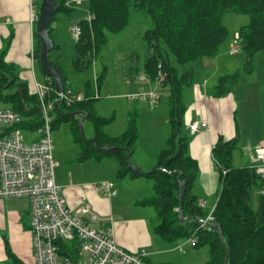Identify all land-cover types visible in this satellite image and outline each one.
<instances>
[{
	"label": "trees",
	"instance_id": "obj_1",
	"mask_svg": "<svg viewBox=\"0 0 264 264\" xmlns=\"http://www.w3.org/2000/svg\"><path fill=\"white\" fill-rule=\"evenodd\" d=\"M57 0L58 10L51 24L70 16L74 11L68 3ZM40 7L41 1L37 0ZM88 17L77 22L81 35L75 41L74 69L86 70L94 57L108 43V34H117L132 22L136 14H144L154 26L143 29L142 38L152 50L145 64V74L152 81L163 76L162 84L169 87V124L171 135L167 147L160 151L151 171L136 173L128 164V154L135 152L138 143L137 114L131 116L125 132L117 137L106 133L113 118L101 117L95 108L100 99L88 86L82 101L60 105V113H53L52 129L61 123L70 125L74 142L80 147L78 161L114 159L118 163L116 179L145 178L153 184V195L139 205L153 207L156 220L151 227L154 235L170 244L194 239L196 250L208 249L206 264H264V179L255 166L234 165V154L240 148L239 131L232 139L219 137L212 150L221 176V191L214 206L211 229L201 227L206 211L199 203L194 189L199 177V166L189 152L191 137L186 132L185 115L188 109L184 91L192 86L193 70L181 68L202 58H214L229 38L224 23L228 13L249 17V22L238 33L242 40L241 51L246 57L244 73L255 70V58L264 52V0H88ZM50 24V34L52 29ZM34 57L39 67L40 42L34 31ZM9 41L0 51V108H11L22 117L19 126L32 133L43 125L42 107L37 95L20 77L18 67L6 60ZM54 48H57L54 45ZM63 74L64 89L67 78L60 65L53 61ZM103 74L97 77L100 84ZM51 86L50 99L58 94L55 82L45 77ZM239 72L218 79V96L225 95L229 86L241 80ZM86 116L94 127V141H86L80 132V118ZM106 147H115L105 150ZM131 162L132 161L131 157ZM185 192L180 199L181 185ZM190 218L181 223L180 215ZM8 264H30L21 260L9 247ZM146 264H150L144 258ZM33 264V263H32ZM170 264V263H158Z\"/></svg>",
	"mask_w": 264,
	"mask_h": 264
},
{
	"label": "crops",
	"instance_id": "obj_2",
	"mask_svg": "<svg viewBox=\"0 0 264 264\" xmlns=\"http://www.w3.org/2000/svg\"><path fill=\"white\" fill-rule=\"evenodd\" d=\"M72 3L69 2L70 7H72ZM83 3H75V5H82ZM73 8L76 10L75 7ZM38 12L37 0H0V51L6 47L4 42L9 41L6 60L18 67L21 79L28 83L31 91L34 90V81H39L36 74L37 62L34 57V31L36 30ZM61 19L55 20L51 24L52 39L54 45L57 46L53 49L56 54L52 60L59 65L62 57L60 53L64 48L60 36L62 25L59 22ZM81 19L79 18L77 21L71 19L69 21L66 30L68 34L70 31L72 32V27ZM237 32L238 30L234 33V38ZM231 43L228 44L229 49ZM230 51L231 49L229 52L219 50L214 58H202L193 61V65L189 68V70L194 71L193 84L184 91V99L188 106L185 115L186 132L189 133V124L193 121L206 120L208 122V128L194 134L189 133L191 137L189 152L199 166V177L194 191L199 198V203H206L204 208L206 211H210L216 205L221 191L220 170L212 156V150L219 137L232 139L239 131L240 148L242 146V165L239 164L238 167L255 166V150L264 146V52L257 55L255 70L252 73H247V76L230 85L225 95L218 96L217 93L220 92L217 87L218 79L223 75L230 74L229 71L234 69L237 64V61L232 60L231 57L239 60V52H242L240 50L236 54H231ZM242 54V66L244 67L246 57L243 52ZM143 67L144 74L141 76H139L136 65L128 66L127 69H130L131 72H124L123 74L127 76V81L131 78L137 80L138 86L145 87V91L149 94H141L142 97L140 98H143L144 105L153 109L152 113H156L164 106L161 103L157 85H165L148 78L145 74V65ZM114 87L118 88L117 86ZM121 87L120 85V89ZM99 88L100 84H98L97 89H93V93L97 96H100L103 91L102 89L99 94ZM85 93L83 94L86 95ZM150 94L159 96V100L155 105L149 103ZM140 98H137V100H140ZM143 110L145 109L143 108ZM165 124H167L166 120ZM169 133L170 127L168 130L165 128L163 130L159 129V132L155 128L150 142L146 144L140 142L137 145L132 155L134 164L145 172L151 171L156 164L155 161L159 152L166 146ZM109 135L117 137L121 133ZM56 155L55 157L54 153L56 182L62 187L63 196L70 207L76 208L83 205L89 207L99 219L94 225L105 229L111 228L118 244L129 252L145 251L148 259L151 253H156V251L148 252L146 249L148 245L154 247L155 242L160 243V246L165 244L164 240L154 235L149 224L151 220H148L147 216L140 214L139 217L128 219L125 212L120 208V198L124 195V190L127 188L132 189L136 184L140 186L143 178L125 179L118 186L115 183L117 195L109 196L100 187V184L106 181L115 182L118 172L116 160L105 158L100 161L91 159L80 162L77 160L78 156L64 153L61 150ZM146 184L149 186V183H144V185ZM5 200H0V202ZM134 206L141 207L137 202ZM21 221L19 215L15 220L3 215V224L0 228L2 230L6 228L12 234V239H10V244H5L0 236V263L6 262L8 259V247L24 262L33 263L32 236L25 222ZM187 244L191 243L184 241L179 244L178 242L163 250L177 248L184 253V246Z\"/></svg>",
	"mask_w": 264,
	"mask_h": 264
},
{
	"label": "built area",
	"instance_id": "obj_3",
	"mask_svg": "<svg viewBox=\"0 0 264 264\" xmlns=\"http://www.w3.org/2000/svg\"><path fill=\"white\" fill-rule=\"evenodd\" d=\"M88 0H71L81 4ZM69 5V3H68ZM81 26L72 27V37L78 41ZM242 45L240 35H235L231 52L237 53ZM162 84L163 76L158 77ZM51 86L34 81L33 94L37 95L43 114V125L32 133H25L19 126L22 117L11 108H0V200L27 198L30 216L29 231L32 236L33 264H146L145 251L129 252L118 244L113 230L96 227L99 221L89 207L72 208L66 202L62 187L56 182L54 141L52 135L55 103L72 105L82 101L84 94H74L69 88L50 99ZM135 95L132 98H140ZM158 98L149 95L155 105ZM208 128L206 120L189 124V133ZM255 167L264 173V146L255 150ZM100 187L109 195H117L115 182L106 181ZM203 208L206 203L200 204ZM214 207L201 227L211 229ZM193 244L194 239H188ZM182 248V246H181Z\"/></svg>",
	"mask_w": 264,
	"mask_h": 264
},
{
	"label": "rangeland",
	"instance_id": "obj_4",
	"mask_svg": "<svg viewBox=\"0 0 264 264\" xmlns=\"http://www.w3.org/2000/svg\"><path fill=\"white\" fill-rule=\"evenodd\" d=\"M87 6L88 3H83L82 5H75V3H72V7H75L76 10H74L70 16L62 18L59 22L60 25H62L60 36L64 43V48L60 53L62 55V57L60 58V65L64 70L65 76L67 78L66 84L70 91L74 94H83L85 93L88 86H90L92 89H97V77L100 75V73L103 74V78L100 82V88L98 89L99 94L102 89L103 91L101 92V97L99 96L100 99L95 102V108L96 112L101 117L113 118V121L110 123V125L105 128L106 133L113 135L117 133L122 134L127 129L130 117L137 114V145H139L140 142L146 144L147 142H150L152 140L155 128L159 132V129L163 130L165 128L166 130H168V128L170 127V124H168V98L170 89L167 86L157 85V87L159 88V95L161 96V103L164 106L159 112L152 113L153 109H151V107L149 106L147 107L146 105H144V101L142 100L143 98H140V100H137V98H132L133 95L149 94L145 91V87L143 88V86L141 85L138 86V83L136 82L137 80H133L130 78V80L127 81V76L123 73L131 72V70L127 69V67L136 65L139 76L144 74L143 66L152 56V50L143 40L142 33L143 29L145 30L153 28L154 24L144 14H136L132 22H130V24L124 29V31L117 34L109 33L108 43L97 55H95L94 62L90 64V66L86 70L77 72L75 71L73 65V59L75 56V40L72 37V32L70 31L68 34L66 30L71 19L77 21L79 18H87ZM248 22L249 17L243 14L232 12L225 15L224 23L229 30V38L226 44H224L220 48V51L229 52V45L231 41H234V33L242 26L246 25ZM70 35L71 37H69ZM4 43L6 44L7 41H5ZM241 47L242 46H240L237 52L241 50ZM239 53V60H236V58L233 59V57H231L232 60L237 61V64L235 65V68L229 72L230 74L239 72L241 76L244 77L247 76V74H245L243 71V54L242 52ZM55 54L56 51L52 50L50 54L51 59L54 58ZM231 54L233 53L231 52ZM192 65V63L186 65L185 67H182L181 70H187ZM36 74L39 82L44 83L46 79L38 68L36 69ZM120 85L122 86L121 89ZM114 86H117L118 88L116 89ZM156 97L159 100V96L156 95ZM143 108L145 110H143ZM165 120L167 124H165ZM84 133L87 140H91L93 138L94 127L90 121L84 122ZM52 135L55 145V157L57 156V152L60 150L67 154L79 156L80 147L77 143L74 142V137L68 123H61L58 128L52 130ZM170 135L171 127L168 139ZM166 147L167 143L163 149H165ZM58 148L59 150L57 151ZM241 149L242 146L234 154V164L236 166H240L239 164L242 165ZM157 159L155 163L157 162ZM114 181L117 186L121 182L118 179H115ZM141 181V185L139 184L140 186H137L136 184L132 187V189L127 188L124 190V195H122V198H120V208H122V210L125 212L126 218L128 219L139 217L140 214L142 216H147L148 220H151L149 221L151 222L149 224L152 227L154 225V221L156 220V211L154 210V208L146 206H134L135 202L139 204L142 200L147 199L153 195L152 182L145 178H143V180ZM144 183H149V186H147L148 184L144 185ZM28 210L29 203L27 198H11L0 202V227L3 224V215H7V218L10 217L13 220H15L17 218V215H19L21 216L22 221L25 222L26 227L29 230L28 225L30 216L27 213ZM0 230V236L2 240L5 242V244H10L12 234L6 228L4 230L0 228ZM183 242L184 241H180L179 244ZM164 243L165 244L162 246H160L161 244L158 242L154 243V247L152 245L147 246L146 249L148 252L156 251L155 254L151 253L148 257L150 264H206V262L208 261L207 248L196 250L191 244H187L184 246V253H182L177 248H172L170 250H168V248L163 250L168 246H173L170 243Z\"/></svg>",
	"mask_w": 264,
	"mask_h": 264
},
{
	"label": "water",
	"instance_id": "obj_5",
	"mask_svg": "<svg viewBox=\"0 0 264 264\" xmlns=\"http://www.w3.org/2000/svg\"><path fill=\"white\" fill-rule=\"evenodd\" d=\"M41 4L39 7L38 18L36 21V36L40 42V53H39V67L41 73L48 79H52L55 82V90L61 94L64 91L63 74L54 65L51 59V52L54 49V42L50 34V24L53 16L58 10L57 0H40ZM55 111L60 113L59 104L55 103ZM84 121L85 115L80 118V132L81 136L86 141H94V139L87 140L84 133ZM115 147H106L105 150H112ZM132 153L128 154V164L132 166L133 170L138 174H145V172L137 165L131 162ZM180 199L185 192V184L181 185ZM181 223H186L190 218H184L180 215Z\"/></svg>",
	"mask_w": 264,
	"mask_h": 264
}]
</instances>
